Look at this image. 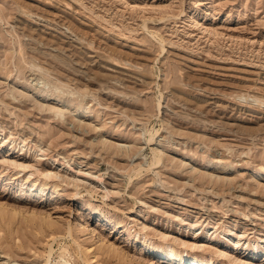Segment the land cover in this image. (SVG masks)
<instances>
[{"label": "rangeland", "instance_id": "374dc122", "mask_svg": "<svg viewBox=\"0 0 264 264\" xmlns=\"http://www.w3.org/2000/svg\"><path fill=\"white\" fill-rule=\"evenodd\" d=\"M0 209V264H264V0H0Z\"/></svg>", "mask_w": 264, "mask_h": 264}, {"label": "bare ground", "instance_id": "6f19581e", "mask_svg": "<svg viewBox=\"0 0 264 264\" xmlns=\"http://www.w3.org/2000/svg\"><path fill=\"white\" fill-rule=\"evenodd\" d=\"M116 60V59H115ZM123 63V62H122ZM126 64V63H125ZM76 94H78L77 92H76ZM155 161H156V164H159V162H160V158L159 157H157V158H155ZM20 167H22V169L23 170H25L27 167L26 166H24V165H21ZM58 176V174H55V173H52V172H47L46 174H45V177L47 178V179H50V178H56ZM36 183V182H35ZM46 186V185H45ZM8 216V217H10V214H6L2 209H0V216ZM13 218V217H12ZM102 245H103V243H102ZM105 246V245H104ZM106 247V246H105ZM107 248V247H106ZM104 251V250H103ZM112 253H114V255H116V253H117V251L116 250H112ZM106 254H107V252H106ZM110 255V254H109ZM108 255V256H109ZM113 255V256H114ZM111 256V255H110ZM112 257V256H111ZM116 257V256H115ZM114 257V258H115ZM122 257V256H121ZM112 259V258H111ZM117 259V258H116ZM125 262V261H124Z\"/></svg>", "mask_w": 264, "mask_h": 264}]
</instances>
